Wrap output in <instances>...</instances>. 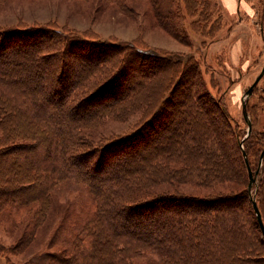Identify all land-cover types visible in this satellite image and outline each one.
Wrapping results in <instances>:
<instances>
[{"label": "rangeland", "instance_id": "374dc122", "mask_svg": "<svg viewBox=\"0 0 264 264\" xmlns=\"http://www.w3.org/2000/svg\"><path fill=\"white\" fill-rule=\"evenodd\" d=\"M244 1L247 9L236 7L233 11L225 9L220 0H188V5L183 0L173 2L170 18H162L161 23H157L150 0H123L118 4L112 0H0V71L14 81L25 83L37 74L40 76L42 70L44 76L40 80L45 82L47 89L48 78L54 76L55 59L44 57L54 53L52 49L43 48L47 44L50 47L49 41L38 42L51 38L47 32L56 29L65 35H80L84 40L82 43L73 41L74 45H68L65 50L66 62L74 63L72 81H67L75 83L90 71L84 63L91 50L87 44L91 45L90 40L104 42L108 48L99 49L98 57H93L102 61L99 76H112L108 72L118 70L101 92L104 99L98 103L91 99V105L97 107H86L91 112L85 111L82 117L102 112L104 108L98 105H107L105 108L112 105L113 97L108 94H126V105L110 114L115 109L112 108L107 111L110 115L86 122L76 131V139L68 151L76 156L77 167L85 176L100 172L95 179L97 182H113L119 177L122 179L127 172L141 168L140 161L149 152H166V142H174L178 136L182 137L181 142H187L188 138L194 140L196 134L204 135L205 130L209 136L213 130L217 141L215 148L222 149L227 164H239V171L231 172L228 182H206L203 174L206 169L198 166L200 174L196 175L193 168L197 163L203 164V160L195 161L200 155L196 154L194 160L181 156L176 159L178 165L170 164L179 174L155 188H148L144 183L135 185L131 192L134 194L122 198L117 213L122 216L125 210L133 208L134 204L131 206L129 202H152L156 199L154 196L165 192L178 193L180 198L226 199L238 204V208V202L245 198L241 181H246V171L241 165L235 134L241 135L238 142L247 134V122L242 114L243 96L264 65V0ZM40 26L47 29L46 36L40 31L45 28L40 29ZM2 40L7 50L3 49ZM129 43L158 58L136 56L127 46ZM15 49L23 52H15ZM74 50H84V56L80 57ZM166 57L176 62L171 65ZM70 67L71 64L64 72L67 77ZM100 81L96 80L95 86ZM122 97L117 96L112 101ZM140 98L142 104H137ZM245 101L249 109L246 119L253 132L246 142L250 150L249 167L256 178L254 190L260 183L259 197L264 209V75ZM55 104L61 106L62 103ZM223 107L228 118L222 113ZM64 109L68 110V107ZM7 118L0 117V123ZM146 122V127L135 137L137 139L123 144L120 143L124 140L116 142ZM22 134L16 130L5 133L10 136ZM2 135L4 130L0 128V137ZM109 142L115 143L104 147ZM175 145L181 147L182 143L179 141ZM12 152L3 156L4 163L22 162L19 154ZM237 174H240L239 178ZM76 199V193H71L67 202L51 197L44 223L34 228L27 224L31 222L34 209L17 213L3 206L0 210V264H45L59 253L70 254L76 232L83 224L81 219L89 215ZM246 209L237 214L247 213ZM156 224H153L152 232ZM130 227V230L142 233V228L138 229L134 223ZM26 236L30 239L27 243ZM258 248L264 260V247Z\"/></svg>", "mask_w": 264, "mask_h": 264}, {"label": "trees", "instance_id": "16d2710c", "mask_svg": "<svg viewBox=\"0 0 264 264\" xmlns=\"http://www.w3.org/2000/svg\"><path fill=\"white\" fill-rule=\"evenodd\" d=\"M112 1L118 4L123 0ZM177 1L181 3L182 0H150V9L155 21L161 23L162 18H170L171 4ZM183 1L188 5V0ZM41 28L45 27L40 26ZM40 31H43L46 36V28ZM50 32L47 33L51 38L38 42L49 41L50 47L46 43L47 46L43 48L52 49L54 53L44 57L55 59L54 76L48 78L47 89L45 82L40 80L44 76L42 70L40 76L37 74L33 80L27 79L25 83L20 80L14 81L8 75L6 76L7 73L0 71V117H8L0 123V128L4 130V135L0 137V210L3 206H8L7 208L10 207L17 213L34 209L31 222L27 223L34 228L44 223L43 218L46 219L48 215L51 197L67 202L70 200V194L76 193L77 202L89 213L85 219L79 218L83 224L76 232L74 239L76 241L72 244L70 254L66 252L68 256L65 257V253H59L45 264L48 262L49 264H264L258 248L260 245L264 247V238L251 201L254 197L264 224V209L259 197L260 183H257V190H254L255 184L248 188L247 168L237 140L241 137L240 134H235V143L241 165L246 171V181H241L245 198H241V202H238L240 207L236 208L238 204L234 205L226 199H203L183 195H181L183 198H180L178 193L165 192L154 196L156 199L152 202H129L131 206L134 204V207L125 210L122 216H119L117 209L120 206L118 205L120 201H123L122 198L134 194L131 193L132 187L144 183L148 188H155L161 182L168 183L167 181L179 174L172 170L170 164L178 165L176 159H180L181 156H184V159L187 156L194 160L196 154L200 155L195 161L203 160V164L197 163V167L193 168L196 169V175L200 174L198 166L205 168L204 179L210 184L228 182L230 173L234 170L236 173L239 171L237 169L239 164L235 162L234 165L229 166L222 149L215 148L217 141L214 131L212 130L211 135L208 136L205 130L204 135L196 134L194 140L188 138L187 142H181V136H178V140L174 142L165 141L166 152L163 154L149 152V155L140 161L141 168L127 172L122 179L119 177L113 182L100 183L95 180L100 172L90 173L94 179L85 176L83 170L77 167L76 156L68 151L69 146L76 139V131L86 122L92 123L96 118L110 115L121 105H126L124 100L127 95L108 94L113 99L117 96L123 97L114 101L112 99L110 103L112 105L109 104L108 108L104 107L107 105H98L104 108L102 112L92 113L83 118L85 111L91 112L86 109L92 106L91 99L92 101L95 99L96 103L104 99L101 92L118 69L108 72L112 76L106 74L102 78L101 75L99 76V66L102 61H97L93 57H98L100 51L108 47L104 42L90 40L91 45H87L91 47V50L87 54L88 58L84 59L90 71L78 78L75 83H70L67 79L72 81L74 63L66 62L65 50L68 45H74L73 41L82 43L84 40L82 36L73 33L65 35L56 29H51ZM31 33L35 32L32 30ZM2 43L3 49L7 50L6 43L3 40ZM35 45L36 42L33 46ZM127 46L136 56L158 58L154 53L147 52L134 43H129ZM99 49L101 50L98 51ZM14 51L23 52L17 49ZM73 52L80 54V57L85 53L84 50ZM166 59L171 65H173L172 62H176L167 57ZM70 64L71 72L68 78L64 72ZM183 66L182 69H184ZM99 79L101 81L96 87L95 81ZM139 93L142 94V91ZM56 102L57 105L62 103L61 106H56ZM136 103L142 104V98ZM65 107H68V110L64 109ZM96 107L92 106L94 109ZM110 110L111 113L108 114L107 111ZM221 110L228 118L224 107ZM248 113V104L245 102L242 114L248 116ZM12 115L14 116L11 119ZM146 125L147 122L126 134L125 137L118 138L116 142L124 140L120 143L123 144L137 137ZM10 130L27 135H5ZM252 134L253 132H250L243 141L248 164L250 150L246 142ZM179 141L180 144L182 143L181 147L175 145ZM114 143H106L104 147ZM128 148H131L130 145ZM10 151L18 153L22 162L13 161L5 164L3 156ZM145 167L148 168L145 169ZM147 170L148 173L145 174ZM236 176L239 178L240 174ZM166 195H172V197ZM144 207H148L146 212ZM242 209H246L247 213L244 211L242 215H238L237 212L241 213ZM61 218L65 220L63 216ZM132 223L137 225L138 229L141 227L143 234L130 230ZM154 223L157 224L152 232ZM151 232L152 234L149 235ZM29 240L26 236L25 242Z\"/></svg>", "mask_w": 264, "mask_h": 264}, {"label": "water", "instance_id": "95a60500", "mask_svg": "<svg viewBox=\"0 0 264 264\" xmlns=\"http://www.w3.org/2000/svg\"><path fill=\"white\" fill-rule=\"evenodd\" d=\"M263 75H264V65H263L260 73L256 77V79L254 80L253 84L244 93L243 102H242V109H244V107H245V102H246L245 100H247V98L252 94L253 88L256 86V84L259 82V80L262 78ZM246 118H247V116L244 115V119L247 122V134L239 142V147H240V150L242 151L243 159H244V162H245V165H246V168H247V173H248V178H249L248 188L250 189L256 178H255V176L252 175V172L250 170V167H249V164H248V161H247V156H246V154L244 152V149H243V141L250 134V130H251V123ZM263 152H264V150H263ZM251 201H252V208H253V211H254L255 216L257 218L258 225H259V229L261 231L262 237L264 238V224H263V221H262V218H261L260 211L258 209L256 201L254 200V197H252Z\"/></svg>", "mask_w": 264, "mask_h": 264}, {"label": "crops", "instance_id": "0c3cea01", "mask_svg": "<svg viewBox=\"0 0 264 264\" xmlns=\"http://www.w3.org/2000/svg\"><path fill=\"white\" fill-rule=\"evenodd\" d=\"M220 2L228 11H233L236 7L243 9L248 8L244 0H220Z\"/></svg>", "mask_w": 264, "mask_h": 264}]
</instances>
